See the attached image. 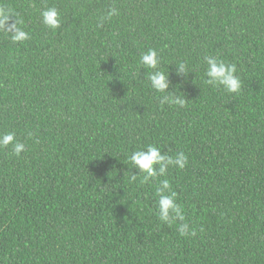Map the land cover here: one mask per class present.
<instances>
[{
	"label": "trees",
	"instance_id": "1",
	"mask_svg": "<svg viewBox=\"0 0 264 264\" xmlns=\"http://www.w3.org/2000/svg\"><path fill=\"white\" fill-rule=\"evenodd\" d=\"M0 6L30 37L0 33V133L25 144L19 156L0 148V264H264V0ZM50 7L56 30L42 22ZM149 48L164 93L139 64ZM206 56L236 66L239 93L204 82ZM150 144L187 165L141 182L129 157ZM162 179L183 221L158 218Z\"/></svg>",
	"mask_w": 264,
	"mask_h": 264
},
{
	"label": "clouds",
	"instance_id": "2",
	"mask_svg": "<svg viewBox=\"0 0 264 264\" xmlns=\"http://www.w3.org/2000/svg\"><path fill=\"white\" fill-rule=\"evenodd\" d=\"M116 8H111L106 15L101 16V21L111 19L118 15ZM15 18L14 23L8 22ZM17 14L11 7L0 6V33L10 38L13 43L27 41L29 33L23 30L22 21L19 20ZM42 22L44 25L52 30H56L61 26V14L55 7H50L41 12ZM204 62L207 65L205 69L204 81L206 84L214 87L222 86L229 93H239L242 88V81L236 75V66L234 64L226 63L223 60H218L213 56L204 57ZM161 59L155 49L149 48L147 52H142L139 64L146 69L152 71L147 74V80L150 86L158 93H164L169 88L167 73L160 69ZM180 71H188L189 68L186 63L180 62L178 64ZM167 103L170 105H178L183 107L185 100L179 96L176 97L172 93H168L166 97ZM163 104V102H162ZM12 145L13 154L19 156L25 149V144L15 139V134L12 132L0 133V148H6ZM131 163L139 169L143 174L141 182H147L150 178L157 179L165 177L170 167L185 168L188 163V158L184 152H178L174 156L163 154L161 150L155 145H147L145 149L134 151L129 157ZM132 180L136 179L133 175ZM156 195L159 197L157 201V216L158 218L168 224H173L177 220L183 221L185 219L183 207L177 203V193L172 190V185L168 179L159 180L156 188ZM178 231L180 235H195V230L189 231L187 223L179 226Z\"/></svg>",
	"mask_w": 264,
	"mask_h": 264
}]
</instances>
